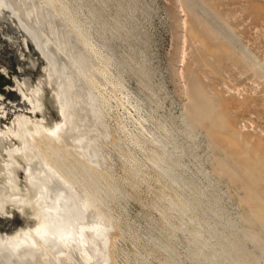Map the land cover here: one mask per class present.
<instances>
[{"label":"rangeland","instance_id":"374dc122","mask_svg":"<svg viewBox=\"0 0 264 264\" xmlns=\"http://www.w3.org/2000/svg\"><path fill=\"white\" fill-rule=\"evenodd\" d=\"M30 4L96 140L59 165L110 217L106 264H264V0Z\"/></svg>","mask_w":264,"mask_h":264},{"label":"bare ground","instance_id":"6f19581e","mask_svg":"<svg viewBox=\"0 0 264 264\" xmlns=\"http://www.w3.org/2000/svg\"><path fill=\"white\" fill-rule=\"evenodd\" d=\"M0 3L16 16L21 28L47 60L50 84L56 90V94L52 91L54 106L61 120L50 127L39 120L32 125V131L27 128L22 134L23 143L41 174L47 197L46 213L33 233L0 242V262L73 264L78 260V264H106L105 249L112 228L110 217L98 208L90 192L78 184L74 173L61 171L59 165L64 156L76 157L87 164L99 155L95 154L96 140L90 135L83 113L76 107L78 101L70 74L71 63L63 49L53 47L51 33L36 20L37 7L33 9L35 6L30 0H0ZM44 3L49 5L50 0H44ZM164 173L172 182L179 178L174 168Z\"/></svg>","mask_w":264,"mask_h":264},{"label":"water","instance_id":"95a60500","mask_svg":"<svg viewBox=\"0 0 264 264\" xmlns=\"http://www.w3.org/2000/svg\"><path fill=\"white\" fill-rule=\"evenodd\" d=\"M46 64L16 16L0 3V76L6 81L0 90V242L33 233L46 213L41 174L22 140L24 130L49 111L60 118Z\"/></svg>","mask_w":264,"mask_h":264},{"label":"flooded vegetation","instance_id":"af4514ba","mask_svg":"<svg viewBox=\"0 0 264 264\" xmlns=\"http://www.w3.org/2000/svg\"><path fill=\"white\" fill-rule=\"evenodd\" d=\"M2 36V35H1ZM14 57V56H13ZM12 57V58H13ZM13 60V59H12ZM15 68L17 67V66H14ZM0 73H1V71H0ZM0 90L1 89H3V87H5V84H6V81H5V79H3L1 76H0Z\"/></svg>","mask_w":264,"mask_h":264}]
</instances>
